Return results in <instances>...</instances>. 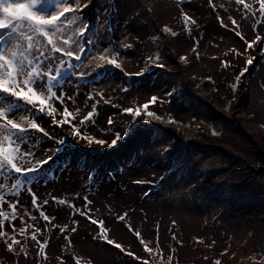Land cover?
Instances as JSON below:
<instances>
[{"label":"rangeland","instance_id":"rangeland-1","mask_svg":"<svg viewBox=\"0 0 264 264\" xmlns=\"http://www.w3.org/2000/svg\"><path fill=\"white\" fill-rule=\"evenodd\" d=\"M212 3L215 9L209 0H191L182 6L176 0H92L84 10V16L91 22L88 35L96 31L105 33V42L110 40L112 49L120 52L122 68L109 67L105 75L95 71V61L90 64L85 60L81 70L88 73L86 80L73 78L67 85L66 90L76 99L75 104L68 101L67 105L76 117L73 123H79L91 110L93 101L87 100L88 94L100 101L95 124L81 128L82 136L94 138L91 145L80 136H74L69 125L57 127L48 119L42 123L51 139L37 133L41 142L35 152L38 157L53 154L54 160L35 174L38 179L33 181L32 188L38 202L49 201L44 210L54 219L44 221L39 210L32 206L31 195L22 192L18 211L23 219L12 223L16 238L26 246L27 256L20 251L21 245L14 246L19 255L6 250V239L11 242L13 228L5 222L2 230L8 237H0V264H77V258L79 264H143L145 260L148 264H216V261L220 264H264L263 207L262 214L249 208L226 212L218 208V198L201 199L204 180L200 174L196 176L193 167L182 177L175 172L166 174L165 170L170 167L162 152V146L168 142L166 136L156 140L149 136L147 129L139 130L140 136L129 137L127 142L121 139L110 146L114 134L120 133L126 138L123 131L127 124L133 123L132 116L122 109L142 108L152 96H157L158 100L150 104L147 111L166 112L173 120L183 121L195 113L183 101L167 96L176 83L175 73L168 72L165 77L146 60L156 55L162 59V52L167 48L169 60L177 65L176 70L201 79L211 77L207 79V86L222 101L234 95L230 92V84L246 66V60L253 57V64L247 66L248 76L240 88V101L256 122H263L264 51L260 42L252 49H247L244 42L257 34L264 38V23H256L264 21L258 11L259 4L257 0H245L252 6L253 16L251 12L244 15L243 5H237L235 0H212ZM182 13L197 21L199 31L194 28L191 36L185 32ZM220 19L226 27L221 26ZM232 19L240 26L238 30L244 40L232 30L235 28ZM165 26L178 34L165 33ZM193 37L199 39L196 51H193ZM129 44L132 47H124ZM233 48L241 55L231 51ZM181 56L187 60L182 61ZM224 61L229 62L227 66H222ZM137 72L144 74L137 76ZM125 88L127 92L122 91ZM101 92L103 98L95 95ZM56 107L55 119H61L63 106L57 102ZM76 108L80 109L78 114ZM144 115L142 113L136 120L144 119ZM109 118L112 125L108 124ZM65 137L67 143L63 151L58 154L46 151L54 150L56 141ZM96 139L106 140L108 144L98 145ZM82 152H90L84 160L79 157ZM97 159L99 163H95ZM252 162L253 170L262 169L255 160ZM162 175L165 179L161 181ZM85 196L91 204L86 203ZM8 199L15 197L8 196ZM60 200L67 204L58 203ZM2 210L11 211L8 204L3 205ZM80 211L104 220L109 238L123 245L124 250L102 241L98 226L80 215ZM125 213V220L119 221L117 217ZM31 216L36 219H30ZM26 223L33 226L27 230V238L19 234ZM65 225L67 228L62 232ZM72 228L76 231L72 232ZM35 229H40L38 240L48 241L47 258L39 253L38 245L30 238ZM135 231L141 232L140 238ZM141 239L153 248L152 254L145 251ZM129 252L135 256L128 255Z\"/></svg>","mask_w":264,"mask_h":264},{"label":"snow or ice","instance_id":"snow-or-ice-1","mask_svg":"<svg viewBox=\"0 0 264 264\" xmlns=\"http://www.w3.org/2000/svg\"><path fill=\"white\" fill-rule=\"evenodd\" d=\"M237 5H243L247 15L249 12L255 15L250 4H246L245 0H235ZM259 4V13L264 17V0H257ZM92 3V0H0V237L7 238L8 233L2 230L5 222L11 224L13 228V236L11 242H7L6 250L8 252H16V245H21V239L15 236L16 228L12 223L16 219H23L18 211L20 204V194L24 191L29 193L32 197L31 204L34 208L39 210L40 216L44 221L50 222L54 217L46 214L44 206L49 203L47 199L38 202L39 198L33 191L32 184L38 177L35 175L44 170L49 162L54 160L53 154H47L43 157H38L35 152L36 146L41 142L36 134H42L44 137L50 138L49 133L42 127V123L48 119L57 126L63 127L65 125L71 126L74 136H80L81 139L87 140L91 145L93 137L81 135V128L86 124H95L99 115L98 105L99 100L95 99L93 94H88L87 100L93 101L91 110L83 117L79 123H73L75 115L69 109L68 101L73 104L76 103L75 95L70 94L66 88L73 78L78 80H86L88 73L82 71L84 61L88 60L91 64L95 61V71L97 73H104L107 75L109 67L121 69L119 62L120 52L112 49V42L106 41V35L103 32H92L91 22L84 16V10ZM178 5L191 3V0H176ZM209 3L215 9L216 5L209 0ZM223 8V5H221ZM184 30L191 36L195 28L199 31L197 21L187 13H182ZM219 18V17H218ZM222 27H226L223 19L219 20ZM232 25L235 26L232 30L244 40L243 35L239 32V25L235 19L231 20ZM257 25L264 23V21L257 20ZM165 33L171 32L173 36L178 33L165 26L163 29ZM195 43L193 51H196L199 45L198 37H193ZM247 49H252L258 42L261 44L262 51H264V38L257 34L252 40H244ZM124 47H132V45H124ZM246 49V50H247ZM231 51L241 55L235 48ZM96 54L93 55L92 53ZM199 53L197 52V58ZM161 57L149 56L146 58L151 66L163 68V63H157ZM182 61L187 58L181 56ZM253 57L246 60V66L240 70L234 78V83L231 85L233 92L239 86L241 77L248 72V65L253 64ZM228 61L222 62V66H227ZM147 71V69H145ZM143 72H137L135 75H143ZM211 80V77L207 78ZM122 91L127 92L128 89ZM95 95L103 98V93H96ZM169 96L172 93H168ZM158 100L157 96H152L142 108L133 109L126 107L122 109L123 113L130 114L133 118V124L136 118L141 117L142 113L148 117L154 118L156 121L163 119L160 115L154 112L147 111L150 104H154ZM63 106V112L60 113L61 119H55L58 113L56 103ZM109 102V101H105ZM78 114L80 109H75ZM39 121V122H38ZM175 122V121H169ZM108 124L112 125L111 118L108 119ZM129 125L125 134L132 128ZM115 138L111 140V145H116L122 139L120 133H115ZM67 143V138H60L56 141L57 147L52 150H46L49 153L53 151L59 153L64 150ZM95 143L98 145L108 144V141L103 139H96ZM165 176H161L160 180H164ZM140 183V181H137ZM79 195V194H77ZM8 196L15 197L14 200L8 199ZM55 199V197H54ZM87 204H91L88 198L84 197ZM58 203L67 204V201L60 200ZM8 204L11 211L2 210V206ZM75 210V209H74ZM80 215L86 216L87 219L97 225L99 228V238L107 244L114 245L115 248L123 251V245L109 238V229L105 226V221L94 219L88 212L80 211ZM127 213L117 217L119 221H124ZM30 219L35 220V216ZM175 224V221H173ZM55 227V225H53ZM33 226L25 224L19 230L22 237H26V232ZM131 231V226L129 225ZM67 228H61L63 232ZM40 229H35L31 232V240L36 242L39 247V253H45V247L48 241H40L37 238V232ZM72 232L76 228L71 229ZM138 238L141 237V232L134 233ZM175 238V237H174ZM147 253L152 254L153 248L148 247L143 239L140 240ZM69 243H71L69 241ZM21 252L27 256L26 246L21 245ZM128 255L135 256V253L129 252ZM140 259V257H135ZM172 259L171 256L168 258ZM77 264L79 260L77 258ZM143 264H148V261H143ZM220 264V261H216Z\"/></svg>","mask_w":264,"mask_h":264},{"label":"trees","instance_id":"trees-1","mask_svg":"<svg viewBox=\"0 0 264 264\" xmlns=\"http://www.w3.org/2000/svg\"><path fill=\"white\" fill-rule=\"evenodd\" d=\"M168 49L162 52L164 57L159 62L164 67H156L165 77H168V72L176 75V83L166 94L172 93L170 99L178 98L195 113L185 121L173 120L166 112L156 113L163 117L160 121L145 114L144 119L130 123L133 126L121 141L140 136L138 131L146 129L156 140L168 137L167 144L162 146L163 159L166 158L170 165L165 170L166 174L175 172L182 177L193 167L196 176L200 174L204 180L200 192L202 200L218 198V208L226 212L249 208L262 214L264 119L261 123L256 122L254 115L245 111V104L240 101V88L248 72L241 77L234 95L222 101L207 86V79L176 70L177 65L169 60ZM233 83L230 84V92L233 91ZM130 124L126 125L123 133ZM88 153L82 152L79 157L84 160ZM91 153H94L92 148ZM252 160L262 167L260 171L253 170ZM99 161L97 159L95 163Z\"/></svg>","mask_w":264,"mask_h":264}]
</instances>
